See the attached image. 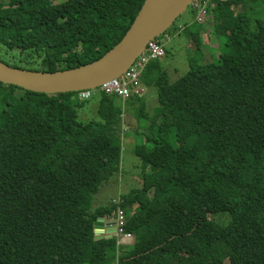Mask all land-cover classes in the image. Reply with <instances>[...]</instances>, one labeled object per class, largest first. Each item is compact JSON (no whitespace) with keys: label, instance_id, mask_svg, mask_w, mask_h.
Returning a JSON list of instances; mask_svg holds the SVG:
<instances>
[{"label":"trees","instance_id":"1","mask_svg":"<svg viewBox=\"0 0 264 264\" xmlns=\"http://www.w3.org/2000/svg\"><path fill=\"white\" fill-rule=\"evenodd\" d=\"M145 1L0 0V62L45 72L92 63ZM261 2L208 0L232 51L175 81L151 61L142 94L95 95L98 119L79 121L76 93L0 82V264H264V16L248 11ZM35 60L40 69L25 67ZM151 87L158 105L147 111ZM135 103L132 131L123 114ZM133 135L140 187L96 205ZM118 208L132 246L95 240V223Z\"/></svg>","mask_w":264,"mask_h":264},{"label":"rangeland","instance_id":"2","mask_svg":"<svg viewBox=\"0 0 264 264\" xmlns=\"http://www.w3.org/2000/svg\"><path fill=\"white\" fill-rule=\"evenodd\" d=\"M10 0H3V2ZM259 2V1H258ZM253 6L252 10H249ZM249 6L250 13L264 16V3H255ZM194 9L197 10V8ZM191 6L177 18L175 23L159 38L164 43L165 56L159 59L163 69L167 71L171 81H175L190 69V64L209 63L216 61L221 52H231L232 48L224 44L227 31L221 25L220 18L210 12L203 16V21L198 23L196 20V11ZM207 10V8H206ZM241 8L237 7L236 11L240 12ZM243 12V11H242ZM202 20V16H201ZM163 38V39H162ZM11 60V59H10ZM25 67L33 70L40 69L39 61L35 60ZM148 91V90H147ZM143 95L146 98L145 109H152L158 105L157 91L151 87L149 92ZM97 96V95H96ZM97 101L95 96L86 100L84 106L78 109L79 121H90L98 119ZM137 103L132 106H124L123 124L134 131L138 126L136 112L134 113ZM143 123V122H142ZM136 131V130H135ZM136 136H128L123 140L122 161L119 174L115 175L109 184L102 186L100 194L96 198V205L110 202L112 199H119L120 193H128L131 190L140 187L139 183L134 180V176H141L137 163L141 160L134 154ZM139 138V137H138ZM143 139V138H141ZM107 203V204H108ZM114 217V216H113ZM112 217V218H113ZM111 218V219H112ZM215 219L220 225L227 224L230 221L228 213L215 214ZM114 222L116 219L113 220ZM111 222V226H112ZM133 236L130 239L129 246L134 245Z\"/></svg>","mask_w":264,"mask_h":264},{"label":"water","instance_id":"3","mask_svg":"<svg viewBox=\"0 0 264 264\" xmlns=\"http://www.w3.org/2000/svg\"><path fill=\"white\" fill-rule=\"evenodd\" d=\"M148 1H145L121 41L100 59L87 65L57 72L17 69L0 62V82L34 93L56 95L93 90L110 80L118 79L144 52L147 44L159 39L195 0H159L149 13L144 14ZM102 220L103 218L98 219L95 223V240L98 239V228ZM111 221L113 222L111 233H114L115 223Z\"/></svg>","mask_w":264,"mask_h":264},{"label":"built area","instance_id":"4","mask_svg":"<svg viewBox=\"0 0 264 264\" xmlns=\"http://www.w3.org/2000/svg\"><path fill=\"white\" fill-rule=\"evenodd\" d=\"M207 3L208 0H195L192 4L199 9L196 16L198 23H201L203 21V16L207 14ZM163 45V41L159 39L150 41L147 44L144 52L134 61L127 74L122 75L118 79H113L96 89L79 91L76 93L77 98L81 101H84L95 96L98 92H101L109 96L117 95L126 100L132 93L137 95L142 94L144 92V87L141 84L143 72L151 61L159 60L161 57L165 56L166 52ZM125 222V213L121 208H118L116 217L117 229L115 234L118 239V245L129 244L132 237L131 234H126L124 232Z\"/></svg>","mask_w":264,"mask_h":264},{"label":"crops","instance_id":"5","mask_svg":"<svg viewBox=\"0 0 264 264\" xmlns=\"http://www.w3.org/2000/svg\"><path fill=\"white\" fill-rule=\"evenodd\" d=\"M115 216L113 217V219ZM111 220L108 216L106 217L105 220L101 221V224H99L98 228V239L97 240H102V239H108L111 236V232L113 231V226H111Z\"/></svg>","mask_w":264,"mask_h":264},{"label":"bare ground","instance_id":"6","mask_svg":"<svg viewBox=\"0 0 264 264\" xmlns=\"http://www.w3.org/2000/svg\"><path fill=\"white\" fill-rule=\"evenodd\" d=\"M159 0H149L148 1V3H147V5H146V7H145V9H144V14H147V13H149L155 6H156V4H157V2H158ZM194 3V2H193ZM163 47H164V45H163ZM165 49V48H164ZM143 53V52H142ZM141 53V54H142ZM162 58V57H161ZM130 69V68H129ZM129 69H128V71H129ZM127 71V72H128ZM127 72L125 73V74H127ZM111 81V80H110ZM109 82V81H108ZM107 83V82H106ZM82 91V90H81ZM79 92V91H78ZM77 93V92H76ZM81 101V100H80ZM116 222V221H115Z\"/></svg>","mask_w":264,"mask_h":264},{"label":"clouds","instance_id":"7","mask_svg":"<svg viewBox=\"0 0 264 264\" xmlns=\"http://www.w3.org/2000/svg\"><path fill=\"white\" fill-rule=\"evenodd\" d=\"M109 217V216H108ZM116 217L117 216H115V218L114 219H116ZM109 218H111V217H109ZM113 218H112V220H114ZM112 222V221H111ZM115 224V228H116V222H114ZM117 229V228H116ZM124 232L126 233V234H131V233H128V232H126L125 231V228H124ZM115 234H116V230H115V232L114 233H111V236H110V238H116V244H117V246L118 247H121V246H129V244H126V245H118V239H117V237L115 236ZM133 237H134V235L133 234H131ZM134 239H135V237H134Z\"/></svg>","mask_w":264,"mask_h":264}]
</instances>
